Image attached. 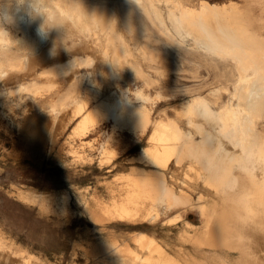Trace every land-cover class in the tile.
<instances>
[{"label":"bare ground","instance_id":"1","mask_svg":"<svg viewBox=\"0 0 264 264\" xmlns=\"http://www.w3.org/2000/svg\"><path fill=\"white\" fill-rule=\"evenodd\" d=\"M204 10L205 5L187 0H0V78L21 77L25 71L35 70L37 64L41 73L70 77L61 94L47 104L39 117L54 121L60 115L70 121L79 115L66 137L71 146L73 137L94 127L98 119L108 120L110 129L97 146L101 157L106 159L114 154L113 134L134 128L131 114L125 111L128 107L124 104L129 103L117 96L110 101L96 102L89 95L104 91L111 84L127 86L117 69L127 65L144 85L156 82L171 70L181 69L182 62L217 69L219 83L210 86L207 93L199 88L193 93L191 90L189 97L179 102L174 117H151L150 104L162 97L159 90L152 94L142 85L132 89L138 102L136 111L143 118L142 129L148 123L156 125L152 138L157 144L144 151L142 157L146 155L150 162L166 166L172 155L176 161L182 153L192 155L202 167L209 169L211 175L207 182L216 198H207L201 193L195 200L182 196L161 173L135 168L132 172L120 173L125 190L120 193H125L121 200L92 202L88 196L83 202L89 217L101 223L116 216L130 219L142 212L157 220L160 214L173 210L175 214L169 219L174 220L182 216L183 210L195 208L203 230L192 237L194 242L224 251L234 250V259L223 260V264H264V0H228L227 19L215 26L208 21ZM159 39L179 46L178 60L166 47L153 43ZM43 87L45 84L32 78L9 85L8 90L23 91L22 96H16L22 101L31 100L29 95L37 94ZM23 93H28V97H23ZM85 103L90 107L84 109ZM67 106L68 118L67 113L60 114ZM18 109H13L14 116L21 120L16 142L22 146L27 136L35 137L32 126L39 117ZM184 137H194L195 141L178 144L177 140ZM26 149L35 156V150ZM69 149L76 160L88 148L83 154L78 148ZM16 190L19 197L29 202L68 210L65 191L33 187ZM137 241L142 247L159 253L155 262L181 264L170 257L164 258L163 251L146 236L139 235ZM5 244L0 240V248ZM118 246L98 248L94 256L99 258L100 253L112 252L133 259L139 257L128 246L126 249ZM20 250L22 253L24 249ZM0 264L40 263L31 253H14L9 249L0 252Z\"/></svg>","mask_w":264,"mask_h":264},{"label":"rangeland","instance_id":"2","mask_svg":"<svg viewBox=\"0 0 264 264\" xmlns=\"http://www.w3.org/2000/svg\"><path fill=\"white\" fill-rule=\"evenodd\" d=\"M187 1L205 5L204 14L212 26L227 19L225 6L228 0ZM184 25L190 27L187 22ZM11 28L15 30L13 27ZM191 30L195 32L194 29ZM153 43L166 47L170 55L178 60V45L167 44L162 39ZM143 65L147 67L146 64ZM39 68L40 64H37L35 70L25 71L21 77L0 78V240L4 244L6 243L4 247L0 248V252H7L11 249L14 253H31L40 264H164V262L154 261L159 258V253L139 245L137 237L144 235L151 239L161 252L163 251L164 258L170 257L181 264H223V260L234 259L236 252L232 249L224 251L192 240L196 233L203 230L200 215L195 208L183 210L182 216L174 220L169 219L175 214L173 210L167 214H160L157 220H153L154 218L151 220L142 212L137 214L139 218L137 215L131 216L130 219L129 216L125 219L116 216L104 219L101 223L102 221L96 222L89 217L87 207L83 202L84 198L88 196L92 198L90 199L92 202L109 201L113 198L121 200L125 194H120L125 192L122 184L123 179L120 178L121 174L132 172L135 168L161 173L174 190L182 196H188L195 200L201 193L207 198H216L211 185L207 182L211 175L209 169L202 167L201 163L192 155L182 153L179 161H176V157L172 155L166 166L150 162L146 155L142 157L144 151L153 149L157 144L152 138L156 125L148 123L147 127L142 129L143 118L139 117V112L136 111L138 102L133 97L132 89L142 85L147 92L152 94L159 90L162 97L159 96L150 104L151 117L155 118L159 115L174 117L179 102L187 99L191 90L193 93L199 88L202 92L205 90L204 93H207L212 86L219 83L216 81L218 79L215 75L217 69L213 71L204 64L195 66L189 62H182L181 69L171 70L169 74L159 76V80L149 85H144L143 80L133 74L134 72L127 65L117 69V73L127 86L107 85L104 91L101 89L89 96L96 102L110 101L116 96L123 98V101L129 103L124 106L128 107V110L125 111L131 114L134 128L117 130L113 134L111 145L114 154L111 158L105 159L97 151V146L110 129L108 120L98 119L94 127H90L80 136H74L71 146L66 141V137L79 119V115H75L70 121L64 120L66 116L63 114L67 113L68 118L67 109L69 106H67L63 108L65 113L63 110L60 113L64 119L60 118V115L57 116L58 119L56 118L58 121H52L51 118L44 121L39 117L44 113L47 104L55 96L61 94L66 83L70 80V77H66L67 75L54 76L41 73ZM80 70L83 71L84 68L81 67ZM32 78L41 81L45 87L35 95L23 93V97L29 95L32 97L31 100L25 98L19 101L16 96L21 95L20 93L23 91L8 90L9 85H15L21 80H31ZM19 98L21 97L19 96ZM16 107L19 108V112H29L39 117L36 125L32 126L35 130V137L27 136L22 146H18L16 142L19 139L18 126L21 123V120L14 116L13 109ZM83 107L87 109L90 104L85 103ZM49 120L51 121L49 122ZM52 122H56V124ZM63 123L67 125H61ZM180 123L183 127H187L185 121ZM57 124L60 125V128ZM55 125L59 129L56 127L57 130H53ZM55 130L58 134L55 133ZM38 131L39 133L36 135ZM80 139L85 141L84 145ZM194 141V137H184L177 140V143L183 145ZM75 143L77 147L74 146ZM25 146L35 150V156ZM71 147L78 148L79 151L83 150L82 154L87 153L83 154V159L76 158L75 160L69 151ZM20 151L21 153H19ZM112 178L114 181H109ZM117 180L118 182H116ZM17 187L65 191L68 194V210H57L52 204L47 209L39 202H29L17 195ZM90 190L92 192L88 193ZM134 216L135 219H133ZM112 244L120 245L118 247L122 249H126L125 246H128L137 252L139 257L133 259L125 254L112 252L98 253L99 258L94 256L96 249L103 250L105 247L108 249V245ZM18 250L26 252L22 251L21 253ZM100 256L103 258L100 259Z\"/></svg>","mask_w":264,"mask_h":264}]
</instances>
